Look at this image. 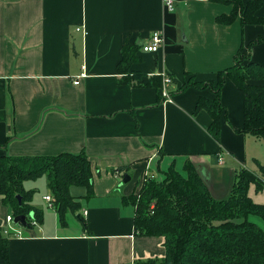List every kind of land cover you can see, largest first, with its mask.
Segmentation results:
<instances>
[{
    "label": "crops",
    "instance_id": "obj_1",
    "mask_svg": "<svg viewBox=\"0 0 264 264\" xmlns=\"http://www.w3.org/2000/svg\"><path fill=\"white\" fill-rule=\"evenodd\" d=\"M173 1L170 11L165 0H0V146H6L0 155L84 151L94 172V195L80 201L87 229L79 215H68L69 225H61L44 201L51 197L47 178L39 179L43 194L35 203L44 218L30 228L18 224L21 236H9L13 264L160 260L162 240L136 233L135 208L123 200L140 189L146 176L159 178L172 163L180 170L191 162L220 200L230 195L240 170L260 174L258 155L248 152L256 138L238 132L244 125V97L232 82L221 94L228 110L221 141L208 133L210 114H195L203 96L215 97L209 89L176 92L165 102L162 90L121 83L118 64L128 43L139 48L140 61L130 68L144 76L138 84L168 74L171 91L184 86L188 76L214 80L219 71L231 68L242 45L253 63L264 66V42L250 47L264 36V25L243 26L240 17L222 25L216 18L229 16L232 6ZM157 32L165 39L158 53L142 51ZM256 84L264 85V80ZM126 173L132 178L129 184L123 183ZM34 184L27 182L25 188L30 191ZM72 194L85 196L86 190L76 187ZM249 196L264 204V190L257 191L255 184ZM8 216L0 197L1 231L9 226Z\"/></svg>",
    "mask_w": 264,
    "mask_h": 264
},
{
    "label": "trees",
    "instance_id": "obj_2",
    "mask_svg": "<svg viewBox=\"0 0 264 264\" xmlns=\"http://www.w3.org/2000/svg\"><path fill=\"white\" fill-rule=\"evenodd\" d=\"M210 1L233 8L229 16L216 18L219 24L230 26L240 17L243 26L264 25V18L257 17L262 0ZM262 42L264 36L250 43V47ZM138 51L139 48L130 43L123 48V58L118 64L119 73L123 76L121 83L162 90L160 75L138 84L144 76L130 69L140 61ZM238 52L231 68L219 71L214 80L199 82L194 76H188L178 91L170 90L171 95L190 88L212 92L213 99L203 96L198 101L195 114L203 110L210 114L212 123L208 133L216 141H221V124L228 115L221 94L229 82L244 97V125L238 132L258 140L264 139V85L256 84L264 80V66L253 63L243 45ZM5 147L0 146L1 149ZM259 168L260 174L249 169L240 170L230 195L220 200L211 195L191 162L185 163L180 170L172 163L166 171H160L159 178L146 176L141 188L130 196H124L123 200L135 208L136 233L162 240L165 250L162 259L151 260L148 264H264V204L255 203L249 196L253 184L257 191L264 190V165L259 164ZM45 177L61 225H69L68 215H79L87 229V223L80 215V201L94 195V172L92 161L84 151L58 156L0 155V197L11 218L25 217L27 228L33 222L43 221L44 213L35 203L37 189L29 191L25 184ZM74 187L84 188L85 196L73 195ZM18 197H21V202ZM9 241L10 237L0 230V264H13Z\"/></svg>",
    "mask_w": 264,
    "mask_h": 264
},
{
    "label": "built area",
    "instance_id": "obj_3",
    "mask_svg": "<svg viewBox=\"0 0 264 264\" xmlns=\"http://www.w3.org/2000/svg\"><path fill=\"white\" fill-rule=\"evenodd\" d=\"M165 6L168 10H173L174 9V1L173 0H165ZM152 43L150 45L144 46L143 50L144 52L148 53H158L160 50L161 46L165 43V39L163 38L162 34L157 32L155 33L152 38ZM85 76V75H83ZM162 80H163V87H162V97L165 99V102L171 100V94H170V88L172 83V78L168 74L162 75ZM78 81L75 82L76 85H78ZM45 202H48L50 206L53 207V198L50 196H46L44 198ZM86 214V213H85ZM33 217V214L31 215ZM15 220L11 218V216L7 217V223L9 226L5 229H3V233L8 235V236H21V232L16 229L17 225H15ZM37 224V222H33V225Z\"/></svg>",
    "mask_w": 264,
    "mask_h": 264
},
{
    "label": "rangeland",
    "instance_id": "obj_4",
    "mask_svg": "<svg viewBox=\"0 0 264 264\" xmlns=\"http://www.w3.org/2000/svg\"><path fill=\"white\" fill-rule=\"evenodd\" d=\"M256 141H257V144H255V143H251L249 146H248V152L249 153H254V154H257L258 155V160H259V162L262 164H264V139H262V140H257V139H255ZM249 166H251V167H253L254 169H259V168H257L256 166H253L251 163H249ZM43 181V180H37V181H34V187L37 189V195H36V197L38 198V199H41V194H43V190L41 189V188H39L38 186L39 185H41V182ZM33 182V181H32ZM37 183V184H36ZM142 183V182H141ZM34 188V189H35ZM74 188H76V187H74ZM73 188V189H74ZM139 188H141V184H140V186H139ZM52 197V196H51ZM81 223V226H84L83 225V222L81 221L80 222ZM38 224V223H37ZM18 225V224H17ZM20 225V224H19Z\"/></svg>",
    "mask_w": 264,
    "mask_h": 264
},
{
    "label": "water",
    "instance_id": "obj_5",
    "mask_svg": "<svg viewBox=\"0 0 264 264\" xmlns=\"http://www.w3.org/2000/svg\"><path fill=\"white\" fill-rule=\"evenodd\" d=\"M132 178L127 175L123 179L124 184H129L131 182ZM19 201L21 202V197H18ZM15 219V225L20 224L21 226L27 228V219L25 217H16Z\"/></svg>",
    "mask_w": 264,
    "mask_h": 264
}]
</instances>
